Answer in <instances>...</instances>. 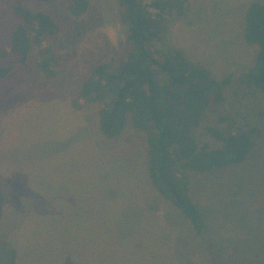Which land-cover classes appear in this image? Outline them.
Segmentation results:
<instances>
[{"label": "rangeland", "instance_id": "374dc122", "mask_svg": "<svg viewBox=\"0 0 264 264\" xmlns=\"http://www.w3.org/2000/svg\"><path fill=\"white\" fill-rule=\"evenodd\" d=\"M89 1L75 17L68 0H22L62 28L61 72L42 74L34 49L0 79V264L13 248L16 264H264V95L244 76L257 48L243 34L248 8L264 0H170L172 15L155 42L160 52L229 79L214 119L229 115L260 133L244 163L192 173L201 235L151 185L145 136L130 126L107 138L99 106L74 104L94 66L129 50L118 0ZM16 25L12 3L0 0V47L10 45ZM196 137L210 141L202 131Z\"/></svg>", "mask_w": 264, "mask_h": 264}, {"label": "trees", "instance_id": "16d2710c", "mask_svg": "<svg viewBox=\"0 0 264 264\" xmlns=\"http://www.w3.org/2000/svg\"><path fill=\"white\" fill-rule=\"evenodd\" d=\"M7 1L12 3L17 25L10 45L0 47V79L26 64L34 49H38L37 68L49 79L57 77L61 69L55 48L58 40H63L62 28L47 12L27 8L22 0ZM118 3L120 19L128 27V53L118 62L94 66L74 104L99 106V126L107 138L117 139L130 126L145 136L151 185L201 235L206 226L191 195L192 173L205 174L244 163L259 130L240 126L229 115L214 119L227 97L229 79L219 81L207 68L155 47V42L162 40L166 16L173 12L170 0ZM90 6L89 0H68L66 4L68 13L75 17L85 15ZM245 21L244 39L257 53L254 66L244 76L264 95V4H251ZM260 114L264 118V112ZM201 131L209 142L198 140L196 134ZM5 200L0 188V219ZM18 255L11 249L7 264H16Z\"/></svg>", "mask_w": 264, "mask_h": 264}]
</instances>
